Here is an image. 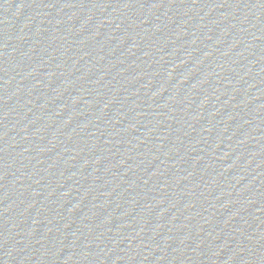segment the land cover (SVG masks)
Segmentation results:
<instances>
[{
  "label": "water",
  "instance_id": "water-1",
  "mask_svg": "<svg viewBox=\"0 0 264 264\" xmlns=\"http://www.w3.org/2000/svg\"><path fill=\"white\" fill-rule=\"evenodd\" d=\"M0 264H264V0H0Z\"/></svg>",
  "mask_w": 264,
  "mask_h": 264
}]
</instances>
